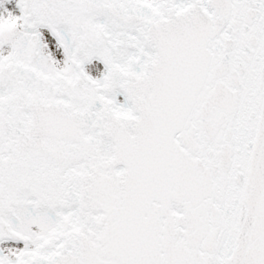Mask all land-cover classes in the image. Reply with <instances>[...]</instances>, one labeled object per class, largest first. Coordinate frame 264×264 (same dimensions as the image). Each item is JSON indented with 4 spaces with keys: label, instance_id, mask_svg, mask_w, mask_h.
Instances as JSON below:
<instances>
[{
    "label": "snow or ice",
    "instance_id": "obj_1",
    "mask_svg": "<svg viewBox=\"0 0 264 264\" xmlns=\"http://www.w3.org/2000/svg\"><path fill=\"white\" fill-rule=\"evenodd\" d=\"M0 264H264V0H0Z\"/></svg>",
    "mask_w": 264,
    "mask_h": 264
}]
</instances>
